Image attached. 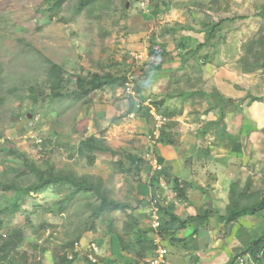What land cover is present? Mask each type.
I'll return each instance as SVG.
<instances>
[{"label":"rangeland","instance_id":"374dc122","mask_svg":"<svg viewBox=\"0 0 264 264\" xmlns=\"http://www.w3.org/2000/svg\"><path fill=\"white\" fill-rule=\"evenodd\" d=\"M77 1L66 0L61 13L53 16L46 0H0V181L20 183L22 186L34 181L32 175L25 174L26 169L19 166L11 154L5 153L11 147L25 151L42 168L53 166L70 174L101 178L109 189V196L128 206L124 212L114 211L91 221L89 216L92 206L98 201L95 196L83 198L79 193L63 205L62 199L69 187L52 185L40 192L27 194L21 200L22 211L10 215L4 210L5 207L11 202H19L20 198L13 191L0 190V235L8 231L14 234L16 231L19 232L17 235L23 236L22 240L14 239L15 243L11 244L8 252L12 259L2 260V264H87L80 254L73 257V262L61 259L66 250L67 257H71L72 250L65 248L64 243L77 235H81L79 240L94 242L99 246L98 263L95 264H102L105 258L115 259L117 264H148L153 255L137 260L133 253L121 251L118 244V236L123 234L122 226L128 219V213L135 215L145 228L151 229L153 233L150 230L149 236L170 255L171 249L177 244L149 228L152 200L149 180L159 169L152 148L156 144L158 115L164 109L174 114L170 119L163 115V123L170 124L168 130L175 133L179 142L182 136H187L190 139L187 146L195 143L197 148H201L199 159L202 162L238 159L243 163V168L239 165L237 177L233 179L238 187L243 189L250 183L251 193L264 190V128L253 130L255 134L248 138L241 133V128L232 127L237 124L235 118L238 110L245 109L249 113L252 109L246 100L249 96L238 104L226 105L220 120L219 100L207 99L202 93L215 91L222 97H230L223 95L216 87H207L206 82L202 81L199 64L203 57L200 54L196 60L191 59L192 65H188L190 63L187 61V69L182 70H173L172 63H157V58L135 57V53H140L143 37L131 34L139 28V24L152 19L147 13L158 0H143L146 2L144 7L140 6L142 0H113L109 6L100 9L98 5L92 11L76 14L73 9ZM98 2L103 3L102 0ZM132 13L136 17H130L134 15ZM142 13L146 15L142 16ZM148 25H140L144 28L139 30L153 35ZM159 36H163L162 29ZM186 51L189 54L193 52L190 49ZM175 53L176 62H181L178 57L182 52L175 49ZM46 60L63 65L66 81V94L51 105L48 89L44 87L48 66ZM98 70L124 76L126 80L128 76L131 77L134 93L129 95L122 87L114 90L105 87L97 90L87 102L83 96L71 93L75 73L87 75ZM30 83L36 86L33 93L38 97L37 102L29 94ZM136 87H139V93H136ZM262 90L264 88L260 91L254 89L255 93ZM132 98L137 101L140 114L127 111ZM158 99L165 101L159 113L151 103V100ZM210 103L215 105L213 109L209 108ZM240 103L243 105L239 108ZM262 112L256 109L253 116L260 120V116L264 117ZM100 134L109 147L124 151L133 163L138 155L143 157L144 162L137 175L113 171L112 162L120 159V154L94 151L96 161L92 166L78 157L75 153L78 141L89 135ZM230 140L243 145V152L232 157L222 156L227 155L223 145ZM195 156L196 153L188 157L187 161ZM127 158L123 159L129 161ZM169 187L164 181L160 183L156 196L160 207L174 203L176 197H171ZM251 200L253 198H247L242 203ZM206 202L199 207L198 212L206 207L217 209L216 222L211 221V225L204 222L201 236L188 240L190 250L192 245L206 246V242L210 241V233L205 227L212 226V236L216 240L220 239L222 248L226 247L224 256L229 257L228 262L242 257L244 264H264L263 261L254 262L248 254L238 256L242 248L236 245V237L242 236L244 228L231 235L232 229L227 228L228 223L221 220L226 206H220L221 200ZM244 218L250 220V227L247 228L250 236L264 230V210ZM109 219H112L110 225ZM252 224H260L262 230H259V226L251 229ZM190 250L189 254L192 253ZM189 254L182 256L176 253L173 260L177 262H170L189 264ZM223 259L216 264H227L223 263Z\"/></svg>","mask_w":264,"mask_h":264},{"label":"trees","instance_id":"16d2710c","mask_svg":"<svg viewBox=\"0 0 264 264\" xmlns=\"http://www.w3.org/2000/svg\"><path fill=\"white\" fill-rule=\"evenodd\" d=\"M46 1L48 3L49 10L53 14V16H57L59 15V13H61V11L63 10V6L66 2V0ZM102 1L103 3L98 2V0H78L73 11L77 14L81 11H92L98 5L101 9L103 7H106L107 5L109 6L113 4V0ZM159 8L160 7L158 3L154 4V15L158 14L160 10ZM262 16H264V14H262ZM210 26L209 24H204L202 26V28L207 29L205 30L206 36L204 41L197 45L195 50H198L203 47L211 38V36H213V33H211L213 32L211 31L213 27L212 25ZM145 47L149 57L160 58V61H158V63L160 64L164 62H171L174 59V57L166 51L164 44L157 43L151 37L146 40ZM242 48L244 50V55L240 58V63L244 66V71H252L254 69L259 68H262L264 70V25H260L257 33L254 34L252 37L248 38L243 43ZM46 62L48 63V66L45 70L44 87H47L48 89V94L51 98V105L59 98H62L64 94H66L64 93V83L66 81L64 79L63 65L55 63L51 60H46ZM102 69L104 68L102 67ZM73 78L75 82L71 93L83 96L85 102H87L88 98L90 99V96L93 95L97 90H102L105 87H108L111 90H114L118 87L125 88V82L127 81L126 77L116 76L107 70L92 71L87 75L75 73L73 75ZM28 90L29 94L32 97V100L34 102H37L38 97L33 93L36 90V86L30 83L28 85ZM135 90L136 93H139L140 91L139 87H136ZM202 95L207 97V99L217 98V100H219L220 104L218 105V112L220 114V120L224 115V107L226 105L235 104L243 100H234L231 98L222 97L219 93L215 91L208 94L202 93ZM248 96L249 100L247 104H250L252 101H261L263 99V96ZM164 102V99L151 100L152 106L156 109L158 113L160 112V108L163 106ZM129 104L130 105L127 110L128 112L140 114V108H137L138 103L137 101H135V99L132 98ZM209 106L210 109H213L215 107L213 103H210ZM160 114L162 116L165 115L166 117H168V119H170L174 115L173 113L168 112L165 109L162 113L160 112ZM145 116L150 115L145 114ZM169 127L170 124L165 122L162 126L157 127V137L154 141L156 144H176L177 140L175 137V133L169 131ZM100 133L102 132L100 131ZM152 150L156 162L159 166V169L154 175L150 177L149 180L151 198H156L157 190L160 188V183L164 180V182L169 184L170 189L175 194L177 200L186 201L187 192L184 182L176 176L171 177L168 172V168L164 166V158L162 157L155 145ZM94 151L107 152L111 155L120 154V159H117L112 162V167L114 169V172H119L121 174L133 173V176L137 175L140 171L139 169L141 165L144 162V159L141 155L137 156L135 163L131 162L130 160L127 161L123 159L125 158V152L109 147L106 144L103 135L101 134L86 136L85 138L78 141V144L75 148V153L78 155V157L84 159L86 164L89 166H92L96 161V155L94 154ZM5 153L11 154L13 160L19 166H22L26 169L25 174L32 175V179H34L32 183L26 186H22L20 185V183L17 184L9 181H0V190L4 192L13 191L20 198L19 202H11L9 206L5 207L4 210L10 215L22 211L21 200H23L27 194L40 192L43 189L52 185H67L69 187L68 193H66L65 197L62 199L63 205H65L79 193L82 195L83 198H88L92 195L95 196L98 201L92 206V211L89 216L91 221H94L102 215H110L114 211L124 212L126 207L128 206L126 203L115 200L109 196V189L101 178H96L88 174L74 175L67 172H63L61 169H56L53 166H50L49 168H42V165H39L34 159H31L25 151H18L17 149L11 147L6 149ZM249 184L250 183L247 184V187L240 189L235 183V181L231 182L228 193L229 201L225 207V212L222 215V218L226 223L238 222L241 217L247 215H255L258 212L264 210V190H258L251 193L249 191ZM247 198H253V200L242 203V201L246 200ZM210 214V209H204L202 212L197 213L195 215H188L184 218H181L173 213L172 207L162 206L160 207L161 226L159 227L160 230H157V234L159 236H162V238H169L171 243L180 242L183 244H188V240L193 239L192 235L187 238H177L175 236L176 230L187 228L192 222L195 221L199 223H204L205 221H207ZM127 217L128 219L124 222L122 226L123 234L121 236H118V244L122 251L133 253L137 260H144L149 256V254L153 255L154 250L157 246L155 241L149 236L151 229L149 230L145 228L144 225L139 222L138 218L135 217V215L128 213ZM111 220L112 219H109V225L111 224ZM195 232L198 233V230H196ZM17 234H19V232L15 231L14 234H11V232L8 231L0 235V264H2V260L12 259V255L8 253L11 250V244L15 243L14 239L22 240L23 238L21 234ZM80 237L81 235H77L74 239L64 243L65 248H69L68 250H72L73 254L70 258H68L66 250L65 253L61 255L62 260L73 262V257H76L77 254H80L83 255L85 262L87 264H90L87 261V258H85L83 252L75 248V243H80L81 245H83L89 242L79 240ZM242 244L243 247L239 251V253H237L238 256L248 254L254 262L263 261L264 263V230L253 237L247 235V241L242 242ZM238 258L240 257H237L236 260L231 259L227 264H238ZM233 260L235 261V263ZM9 262L11 263L12 260ZM102 264L117 263L115 259L105 258L103 259Z\"/></svg>","mask_w":264,"mask_h":264},{"label":"crops","instance_id":"0c3cea01","mask_svg":"<svg viewBox=\"0 0 264 264\" xmlns=\"http://www.w3.org/2000/svg\"><path fill=\"white\" fill-rule=\"evenodd\" d=\"M157 2L160 7L158 14H153L154 5L151 4L152 9L150 13L147 14H149L152 19L139 24L140 29L144 28L140 25L149 24L148 30L150 32L153 31V35L145 34L146 32L139 30V28L134 30V34H131V36L143 37L140 52L147 54L145 40L149 37L157 43L164 44L166 51L174 57L171 62L164 63H172L174 66L173 70L187 69L188 65L193 64L192 60H196V56L200 54L203 57V60L200 59L199 64L202 73L201 79L206 82L207 87H216L223 95L234 100H244L249 94L253 96H263L262 102L253 101L249 104V106L252 105V109L249 110V113H246L245 109L238 110L236 113V118L238 117V120L235 118L237 124L236 126H232L241 128L242 134H246L248 138H252L255 134L253 130L264 128V117L260 116L259 120L253 116V112H255L256 109H260V111L264 112V90L259 93H255L254 91L255 88H258V91L264 88V70L259 68L252 71H244V66L240 63V58L244 55V50L242 48L243 43L257 33L261 24L264 25V16H262V14H264V0H158ZM136 14L138 15V13ZM141 15L145 16L146 14L143 15L142 13ZM130 17L136 16L134 14ZM204 24H209V26L212 25L213 28L211 31L213 32L211 33H213V36H211L203 47L195 50L197 45L202 43L205 39V30L207 29L202 28ZM165 26H167L166 29H164ZM161 29L163 30L162 37L159 36V31ZM175 49L182 52L178 57L181 62H176L177 56ZM188 49L193 52L191 51L192 53L190 54L187 53L186 50ZM153 58H157V60L160 61L159 57ZM187 61L190 64L187 65ZM248 98L249 97L246 98L247 101L249 100ZM238 103L239 102L235 104ZM242 105L243 104L240 103L239 108ZM182 140H184V142ZM182 142L184 144H182ZM189 143L190 139L187 136H182L180 142L177 140L175 145L154 144L164 158V166L168 168L171 177L176 176L184 182L187 200L180 201L175 198L174 203L170 206L172 207L173 213L181 218L199 213V207L207 203L206 201L208 200H221L222 203L220 206H226L229 183L237 177L239 165L243 168V163L241 164L238 159H214L212 161L202 162L199 159V153L202 149H199V147L197 148L195 143L187 146ZM223 148L227 155L222 156L226 157L239 155L244 149L243 145L241 146L236 142L233 143L231 140L229 143L223 145ZM166 149H168V151H166ZM194 153H196L195 158L191 161H187V158L191 157ZM202 155H200V157ZM206 155L210 156L207 152ZM127 156H125V158H127ZM127 159L130 160L131 158L128 157ZM208 177H210V179ZM225 185L227 186L225 187ZM166 191L167 190H165V192ZM168 191L171 192V197L175 196L171 189ZM225 192H227V196ZM207 208L208 207L205 209ZM216 215L217 209H211V214L206 221L208 225L212 224L211 221L216 222ZM221 220L224 221L223 219ZM243 222H245V224ZM249 222V219L246 220L244 217H241L238 222L228 223V225H226L227 228L232 229L231 235L239 231L241 227L244 228L242 236L240 237L238 235L236 237L235 243L239 245V248H242V242L247 241V235L250 236V232L247 230V228L250 227ZM205 223H199L197 221L192 222L187 228L176 230L175 236L177 238H187L192 235L193 239H197L201 236L203 231L202 226ZM252 225L251 229L258 228L259 226V230H262L260 224ZM205 228L208 230V233H210V241L206 242L205 247L192 245L190 250L188 244L176 242L175 244H177V247L175 245L174 249H171L172 252L168 255V260L177 262V260H173L176 253L186 256L190 253V250L192 253L189 254L190 257L188 256L190 258L189 264L221 263L223 257V263H227L229 257L226 258V256H224L226 247L224 246L222 248L220 239H214V236H212L213 231H211L213 230L212 226ZM196 230H198V233L195 232ZM227 248L229 247L227 246Z\"/></svg>","mask_w":264,"mask_h":264},{"label":"built area","instance_id":"2783aa9c","mask_svg":"<svg viewBox=\"0 0 264 264\" xmlns=\"http://www.w3.org/2000/svg\"><path fill=\"white\" fill-rule=\"evenodd\" d=\"M145 4L146 2L143 0L140 2L141 7H144ZM134 55L136 58H143V56L149 57L148 54L142 52L135 53ZM124 89L129 94L134 93L131 77L129 76L127 77V81L125 82ZM158 119H159L158 127H160L161 124H163L165 117H163L162 115H158ZM149 217H150V226L157 234V230L161 226L160 207L158 205L157 198H153L150 202ZM156 245L157 246L155 252L153 253V256L148 260V264H173L167 258L168 255L167 250L157 243ZM75 248L83 252L85 258H87V261L90 264L98 263L100 248L96 243L88 242L83 245H81L80 243H75ZM243 263H244V258L242 257L238 258V264H243Z\"/></svg>","mask_w":264,"mask_h":264},{"label":"water","instance_id":"95a60500","mask_svg":"<svg viewBox=\"0 0 264 264\" xmlns=\"http://www.w3.org/2000/svg\"><path fill=\"white\" fill-rule=\"evenodd\" d=\"M127 7H128V3H127V5H126Z\"/></svg>","mask_w":264,"mask_h":264}]
</instances>
